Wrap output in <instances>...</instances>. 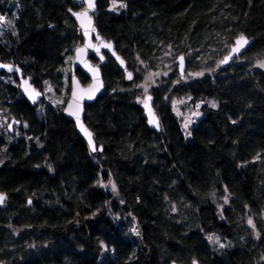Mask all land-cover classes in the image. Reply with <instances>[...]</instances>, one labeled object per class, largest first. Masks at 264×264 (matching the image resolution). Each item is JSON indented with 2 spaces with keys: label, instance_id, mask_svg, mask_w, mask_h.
<instances>
[{
  "label": "trees",
  "instance_id": "obj_1",
  "mask_svg": "<svg viewBox=\"0 0 264 264\" xmlns=\"http://www.w3.org/2000/svg\"><path fill=\"white\" fill-rule=\"evenodd\" d=\"M123 2L113 9L100 0L96 12L101 35L135 79L86 108L104 152H91L64 108L45 97L31 106L17 74L0 71V125L21 122L14 134L0 127V192L8 196L0 262L264 264V0ZM83 7V0H0V16L14 18L15 30L0 38V63L19 66L43 93L51 83L59 98L68 77V100L84 41L71 12ZM238 36L254 43L223 68ZM170 62L174 77L153 91L156 131L142 123L136 87ZM197 104L201 115L185 129Z\"/></svg>",
  "mask_w": 264,
  "mask_h": 264
},
{
  "label": "water",
  "instance_id": "obj_2",
  "mask_svg": "<svg viewBox=\"0 0 264 264\" xmlns=\"http://www.w3.org/2000/svg\"><path fill=\"white\" fill-rule=\"evenodd\" d=\"M100 0H95V10L94 12H89V15L92 17V26L95 28V32L91 33L90 37L85 35L84 30L81 28V24H80V20L77 19V17L75 15H73V13L76 12H71V14L73 15L77 26H79V29L83 35V37L85 38V41L83 44H80V46L78 48H84V46L86 44L89 43V40L91 41L92 44L96 45V47L99 49V51L97 52L95 49L93 48H86L84 52L80 53L79 56L80 58L77 59V51L74 54V59L72 61L71 64V71H72V75H71V91H70V97L66 103V106L63 109V115H65L70 121H74L75 126L77 127V131L79 133V135L81 137H83V139H85L88 147L90 148L91 152L93 154L96 153H102L104 152V147L102 146V144L99 142L98 136H96V134L92 131V129L87 126L86 124V108L88 105L90 104H94L93 102H95L99 97L103 96L104 93L106 92V81L104 80V72H103V66L107 63V58L104 55V51L106 50L111 58L115 59V61L117 62L119 68L125 73L126 75V79L128 81H133V74H132V79H128V73H132L130 71V69L128 68V63L126 60H124L123 57H121L118 53V51L116 50L115 44L114 42L108 41L103 35H101L100 31H99V26L96 23V17H95V13L98 11V5ZM85 3V7L82 8L81 10H78V12L83 11V9H85L87 7V3L86 0H84ZM87 23V21H85ZM99 34V37L102 38V40L105 43H111L112 44V48L108 49L106 47H104L98 40L96 37V34ZM242 36H238L235 39V43L234 45L231 47L229 54L225 57L224 63H222L223 68L229 66L230 62H232L233 60H235L238 56L243 55L244 53H246L247 49L254 43V41L250 38H248L247 36H243L246 40L247 43L243 45V47L239 48V51H233L234 48H237V41L240 40ZM243 43V42H242ZM91 55L95 56V59H97V63L94 62L91 58ZM101 57H103V59H101ZM117 57H119V59H117ZM180 57H183V63H181ZM178 60H177V64L179 66V72H180V76L184 77L186 70H187V66H186V57L185 55H181ZM123 61V64L120 63V61ZM3 65H10L11 66V70H9V68L7 67H3ZM92 67H98L99 71H98V75L97 77L94 79V73L92 71H90V68ZM82 70L84 72V74L88 77L90 83L89 84H84L83 81L80 80L77 71ZM0 71H6L8 73L14 74L16 73L19 79V84H20V94L26 99V101H28L30 103L31 106H37L38 103L45 97V94L43 93L42 90H40L38 87H36V85L33 83V78L31 76H26V74L23 72V70L19 67L16 66L15 64H11V63H0ZM25 80L28 81V84H25ZM102 84V86H100ZM94 87H99L98 91H90V88H94ZM76 92L77 97H83L82 99H79V101H74L73 100V92ZM37 93H39V95H37ZM92 95L91 99H88V96ZM151 97V100L148 101L149 106L151 107V109L153 110V112L155 113L156 117L158 118L159 124L161 125L160 122V117H159V113H157V111H155V108L153 106L154 103V97L152 95H149ZM146 96L144 98V101L147 99ZM33 97H35V99H33ZM71 103V108L69 107V104ZM142 108L143 111L145 112V117H146V123L148 125V127L150 129L156 130V131H160L161 127L157 128L154 125L149 123V113H148V109L145 107V104H142ZM76 112L78 113L80 120L79 122L77 121L76 115H72L71 113ZM17 119L13 120L10 122L9 125H11V127H8V129L10 130V132L13 133V127L15 125L20 126L21 122L18 121L17 123ZM81 123L83 124L84 128L87 129L88 132H90L92 134V142L96 145L97 147V151H92V147L91 144L89 142V138L88 136L85 134V132L82 130L81 128ZM3 123H1L0 127H3ZM8 125V126H9ZM1 193V192H0ZM5 194V193H3ZM8 198V196L5 194V200ZM31 204H29L30 206ZM0 264H4L1 263ZM176 264V263H173Z\"/></svg>",
  "mask_w": 264,
  "mask_h": 264
},
{
  "label": "rangeland",
  "instance_id": "obj_3",
  "mask_svg": "<svg viewBox=\"0 0 264 264\" xmlns=\"http://www.w3.org/2000/svg\"><path fill=\"white\" fill-rule=\"evenodd\" d=\"M83 4H84V7H85L84 0H83ZM3 17L5 19L3 21H0V38H2V37L6 38L7 34H13V33L15 34L14 20H13L14 18H10L8 16H3ZM95 17H96V13H95ZM84 41H85V38H84ZM84 41L81 44H83ZM104 55L107 58V63L102 68L103 72H104V80L106 81V84H107L106 85V89L109 92H114L115 88L121 82H126V81L127 82H131V81H128L126 79L125 73L119 68V66H118L117 62L115 61V59L111 58L110 54L106 50L104 51ZM92 56H94V55H91L90 59H92ZM94 62L97 63V59ZM262 63H264V60L261 61L260 65ZM171 64H172L171 62L169 64H166L165 68H163L162 70H159V72H148V73L142 75V77H141L142 80L137 84V87H136V90H138L142 94V96L139 98L141 103H142V101H144V98L146 96L152 95L154 97L153 91L159 86V82H160V80L162 78H168V77L170 78V77H172V75L174 77V75H175L174 72L176 71V67H177V71H178L179 70V66L177 64V61H176V67L171 66ZM157 73H158V75H157ZM149 76H151V79H149ZM134 80L132 82H134ZM68 81H69V78L67 77L65 79L66 87H67V85L69 83ZM45 83H46V87L44 88L45 99L50 101L52 103V105H54L55 107H57L59 109L60 108H64L66 106V103H67L66 101H68L66 99V95H67V93L65 92V90L67 91L66 87L63 90L64 96L59 98V97H57V94L55 92L54 86L51 83H49V82H45ZM145 85H147V91L146 92H145V87H144ZM154 100H155V98H154ZM155 105L156 104H155V101H154L153 106H154L155 111H156V106ZM200 107H201V105L197 104L196 108H195L196 109L195 113L193 115H188L186 117V119H185L186 123H188L190 121V123H188V126L191 124V119L201 115L200 111H199ZM157 113H158V111H157ZM197 113H199V115H197ZM1 121H5V120H1ZM142 123H144L145 126L147 125L146 117H145V119L143 120ZM5 147H6L5 141L0 139V150H2ZM112 184H114V182H111V184H108V185L113 190ZM115 190H116V186H115ZM7 199L4 200V202L2 204H0V205H4L5 202L7 201Z\"/></svg>",
  "mask_w": 264,
  "mask_h": 264
},
{
  "label": "snow or ice",
  "instance_id": "obj_4",
  "mask_svg": "<svg viewBox=\"0 0 264 264\" xmlns=\"http://www.w3.org/2000/svg\"><path fill=\"white\" fill-rule=\"evenodd\" d=\"M86 3H87V7L85 9H83V11L81 12H76V13H73V15H75L77 17L78 20H80V24H81V28L84 30L85 32V35L86 36H89L91 35V33H94L95 32V28L92 26V17L89 15V12H94L95 10V0H86ZM117 5H119V7H122V8H125L127 7V4L123 2V0H112V7L113 9L117 8ZM69 11L71 12L72 10L69 9ZM5 18L3 16H0V21H3ZM87 21V23L85 22ZM96 37H97V40L106 48L108 49H111L112 48V44L111 43H105L102 38L99 37V34L97 33L96 34ZM243 42V43H242ZM237 45L238 47L237 48H234L233 51H239V48L240 47H243L244 44L247 43V40L242 36L240 38V40H238L237 42ZM86 48H93L95 49L97 52L99 51V49L96 47V45L92 44L91 41L89 40V43L86 44L84 46V48H77L76 51H77V59L80 58L79 54L84 52ZM69 59H72L71 57H69ZM101 59H103V57H101ZM117 59H119V57H117ZM183 57H180V60H181V63H183ZM226 61H222V63H224ZM121 64H123V61L121 60L120 61ZM262 67H264V63L261 64ZM3 67H7L9 68V70H11V66L10 65H3ZM90 71H92L94 73V79L97 77L98 75V67H92L90 68ZM158 75V73H157ZM196 75H201V73H197ZM128 79H132V73H128ZM149 79H151V76H149ZM25 84H28V81L25 80ZM102 86V84L100 85ZM145 87V92L147 91V85L144 86ZM99 90V87H94V88H90V91H93V94H94V91H98ZM37 95H39V93H37ZM83 97H77V94L76 92L74 91L73 92V100L74 101H79V99H82ZM92 98V95H89L88 96V99H91ZM33 99H35V97H33ZM151 100V97H147V99L145 101H142V103L145 104V107L148 109V113H149V123L154 125L155 127L159 128L160 127V124H159V121H158V118L156 117L155 113L153 112V110L151 109V107L149 106L148 104V101ZM71 103L69 104V107L71 108ZM216 103L215 102H212V107H216ZM72 115H76V118H77V121L79 122L80 120V117L78 115V113L76 112H73L71 113ZM197 115H199V113H197ZM18 123V121H17ZM190 123V121L188 122ZM188 123H185L184 127L185 129L188 128ZM233 123H235V121H233ZM81 128L82 130L85 132V134L88 136L89 138V142L91 144V147H92V151H97V147L96 145L92 142V134L90 132L87 131V129L84 128L83 124L81 123ZM9 127H11V125H9ZM190 135V133H189ZM112 188L113 190H115V184H112ZM5 200V194L3 193H0V204H2ZM225 201H227V198H225ZM29 204H31V200L28 201ZM248 223L250 225H253V220L251 218H249L248 220ZM254 226V225H253ZM132 231L136 234V235H140V232L137 228H133Z\"/></svg>",
  "mask_w": 264,
  "mask_h": 264
},
{
  "label": "flooded vegetation",
  "instance_id": "obj_5",
  "mask_svg": "<svg viewBox=\"0 0 264 264\" xmlns=\"http://www.w3.org/2000/svg\"><path fill=\"white\" fill-rule=\"evenodd\" d=\"M94 57H95V56H94ZM13 120H14V119H12V118H11V119H10V118H5V122H4V121H3L4 123L2 122L4 125H3V127H1V128H2V129H5V130H6V129L9 130V129H8V127H9L8 125H9L10 122L13 121ZM17 127H18L17 125H15V126L13 127V133L11 132L12 134H14V133L16 132V130H17L16 128H17ZM9 131H10V130H9Z\"/></svg>",
  "mask_w": 264,
  "mask_h": 264
}]
</instances>
